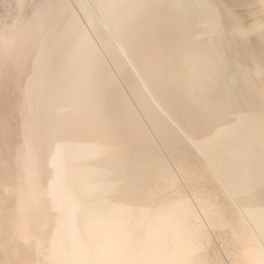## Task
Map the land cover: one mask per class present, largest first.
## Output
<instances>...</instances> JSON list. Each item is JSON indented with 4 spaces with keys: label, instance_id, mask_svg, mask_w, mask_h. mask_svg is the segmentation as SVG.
Instances as JSON below:
<instances>
[{
    "label": "bare ground",
    "instance_id": "6f19581e",
    "mask_svg": "<svg viewBox=\"0 0 264 264\" xmlns=\"http://www.w3.org/2000/svg\"><path fill=\"white\" fill-rule=\"evenodd\" d=\"M0 264H264V0H0Z\"/></svg>",
    "mask_w": 264,
    "mask_h": 264
}]
</instances>
